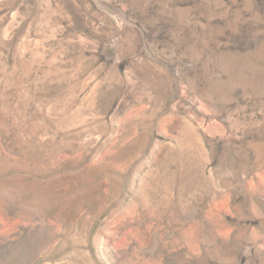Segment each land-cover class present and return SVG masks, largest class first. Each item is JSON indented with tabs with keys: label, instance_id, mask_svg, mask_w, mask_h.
Returning a JSON list of instances; mask_svg holds the SVG:
<instances>
[{
	"label": "rangeland",
	"instance_id": "374dc122",
	"mask_svg": "<svg viewBox=\"0 0 264 264\" xmlns=\"http://www.w3.org/2000/svg\"><path fill=\"white\" fill-rule=\"evenodd\" d=\"M0 264H264V0H0Z\"/></svg>",
	"mask_w": 264,
	"mask_h": 264
}]
</instances>
